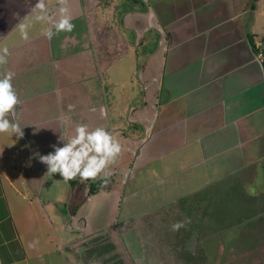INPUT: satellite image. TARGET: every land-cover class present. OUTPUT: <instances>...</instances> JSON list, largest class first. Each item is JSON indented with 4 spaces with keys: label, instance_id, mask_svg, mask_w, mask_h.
<instances>
[{
    "label": "crops",
    "instance_id": "crops-1",
    "mask_svg": "<svg viewBox=\"0 0 264 264\" xmlns=\"http://www.w3.org/2000/svg\"><path fill=\"white\" fill-rule=\"evenodd\" d=\"M143 1L133 16L127 11L130 0H67L74 28L48 39L44 30L55 32L52 23L60 18L57 0H46L50 19L43 22L34 21L36 0H0V48L8 49L0 78L15 74L12 84L21 103L9 119L24 133L20 138L0 134V193L6 211L4 180L11 201L24 202L26 208L43 202L37 180L49 184L53 199L65 190L69 199V188L60 186L65 182L58 174L44 175L46 166L34 154H47L52 144L63 146L57 136L63 131L71 137L79 124L90 130L104 127L118 138L122 151L114 162L120 167L112 172L122 177H115L113 185L126 182L137 167L153 174L157 160L162 169H180L190 159L187 166L208 165L213 158L221 164L227 154L231 162L239 160L232 168L264 163L263 57L249 41L253 37L254 45L264 49V36L258 38L254 27L233 25L248 13L243 0ZM135 16L140 23L133 33ZM28 21L32 26L25 41L17 26ZM115 103L122 106L116 120ZM80 114L89 121H77ZM24 150L29 169L24 168L26 179L18 180L13 173Z\"/></svg>",
    "mask_w": 264,
    "mask_h": 264
},
{
    "label": "rangeland",
    "instance_id": "rangeland-1",
    "mask_svg": "<svg viewBox=\"0 0 264 264\" xmlns=\"http://www.w3.org/2000/svg\"><path fill=\"white\" fill-rule=\"evenodd\" d=\"M115 1L118 4L120 0ZM242 2L248 13L233 25L238 24L239 30L242 25L254 27L258 38L264 36V0ZM143 60L144 57L138 67ZM156 72L154 66V77ZM120 105L115 103V120L121 118ZM149 114L155 116L153 111ZM77 121L86 123L89 119L80 114ZM172 131L170 129L169 134ZM156 151L157 147L154 153ZM27 154L25 150L18 154L17 170H13L18 180L26 179L24 168L28 171L29 161L24 156ZM224 158L227 159L221 164L213 158L208 165L198 162L187 166L193 161L190 159L180 169H162L157 160L152 167L153 174L147 167H137L131 170L125 183L102 188L99 194L85 201L80 210V214L96 219L92 224L97 231H86L91 236L96 232L91 239L93 243H85L79 250H88L90 246L87 257L93 253L99 255L94 258L98 264H114L112 261H116L115 264L118 261L121 264H171L160 263L153 254L155 251L156 255L162 251L164 259L173 264H264V163H245L232 168L239 160L231 162V154ZM119 167L114 162L113 169ZM30 170L34 172L32 166ZM121 174H114V178L122 177ZM48 186L37 180V192H42L43 202L31 203L26 208L24 202L17 205L11 201L4 180L10 211H6L0 193V264H75L68 248L75 249L72 240L78 237L73 231V218L78 212L69 223H64L62 215L67 220V202L71 209L78 205L79 198L75 203L69 201L64 194L69 185L65 183L60 185L65 192L59 199H53ZM169 201L171 204H167ZM42 214L48 218L44 219ZM51 220L56 223L50 224ZM186 220L190 222L184 227L172 230L174 223ZM78 257V263L82 264Z\"/></svg>",
    "mask_w": 264,
    "mask_h": 264
},
{
    "label": "clouds",
    "instance_id": "clouds-1",
    "mask_svg": "<svg viewBox=\"0 0 264 264\" xmlns=\"http://www.w3.org/2000/svg\"><path fill=\"white\" fill-rule=\"evenodd\" d=\"M61 5L59 8L60 18L53 21L52 28L44 30V35L51 39L53 35L60 32H70L74 25L71 23V17L68 15L66 5L67 0H57ZM46 0H36L32 8L34 21L43 22L50 18L46 15ZM32 22H21L18 24V30L21 39L27 41L29 39V29ZM8 49L0 48V65L7 63ZM14 73L7 72L0 78V134H19V138L24 135L22 127L19 123L9 119L21 103L14 87L12 80ZM71 108V106H69ZM106 115V113H104ZM61 128H63L64 118L60 120ZM58 143L63 146L52 144V151L47 154H34L38 162L46 166L44 175L53 177L58 174L63 182L67 183L74 179L81 181H95L101 173L105 172L110 165L114 163L118 155L122 151V147L118 141L113 138V134L104 127H95L90 130L86 124H79L74 128V134L71 137H65L63 131L57 136ZM184 222H176L172 225L173 231H178L185 226Z\"/></svg>",
    "mask_w": 264,
    "mask_h": 264
},
{
    "label": "flooded vegetation",
    "instance_id": "flooded-vegetation-1",
    "mask_svg": "<svg viewBox=\"0 0 264 264\" xmlns=\"http://www.w3.org/2000/svg\"><path fill=\"white\" fill-rule=\"evenodd\" d=\"M143 0H130V3L128 4V8H127V11H130L131 13H133V16L135 15V13H140L141 12V9L143 8ZM133 3V4H132ZM133 5H135V6H133ZM133 19H132V23H133V29H131V31L134 33L135 32V30H134V28H135V26L137 25V24H139L140 23V19H139V17H137V16H135V17H132ZM144 37H147V36H144ZM145 40H146V38H145ZM139 42V41H138ZM158 42H160L159 41V39H156L155 41H154V46H155V44L156 45H158L159 43ZM135 43V42H134ZM151 46L152 47H154L153 46V44H151ZM142 64V63H141ZM139 79V78H138ZM119 95V94H118ZM119 97V96H118ZM133 126H136V124H132ZM139 137V136H138ZM139 147H140V145L138 144V148H137V150H139ZM114 165V164H113ZM113 165L112 166H109L108 167V169L105 171V172H103V173H101L100 174V176L95 180V181H93V180H88V181H81V180H79V179H74V180H71V181H75V180H77V185H75L74 187H72L71 186V189H69V191H70V193L69 194H71V196H70V199H69V201L71 200V201H73V203H75L74 201H76V200H78V198H79V203H78V206H77V208L74 210V207H72L71 209H73L72 211L70 210V208L68 207V211L70 212V214L72 215V216H74V214L76 213V212H78L77 213V222L75 221L74 222V224H73V226L75 225V227H73L74 228V231H76V233H77V242H75V249H72V247L71 248H68L75 256H76V258H77V261H79V263H80V260H79V257H78V255L80 256V258L82 259V264H86V263H90V264H98L97 263V261H95L94 260V258H96V257H98L99 255H97V254H95V253H93L92 255H90L89 257H87V253L89 252V248H90V246L88 247V250L87 249H82V251H80L79 249L80 248H84L85 247V243L87 244V245H89V244H91V243H93V241H91V239H92V237H95L94 235L96 234V232H94L93 233V235L91 236V235H87V233H86V231L87 230H91V229H95L94 228V225L92 224L93 222H96V219L94 220V218H91V216L89 217V215L88 216H86L85 215V213H82V214H80L79 212H80V210L82 209V207H83V205H84V202L85 201H87L88 199H90L91 198V196H94V195H96L97 193H99V191L96 193V194H94V195H90V194H88V189H89V184H90V182L92 183V182H96L97 180H99L100 178H104V177H107L108 178V182H107V184H106V186L105 187H107V186H111V185H113V183L115 182V178H114V180L113 181H111V176H113L114 177V172H112L114 169H113ZM70 182V181H69ZM123 183H125V182H123ZM70 185H71V183H70ZM77 187V188H76ZM77 189H78V193L76 192L77 191ZM78 194H79V197H78ZM85 197V198H84ZM69 204V203H68ZM69 206H70V204H69ZM72 206V205H71ZM74 206V205H73ZM129 210V209H128ZM74 212V214H72ZM72 219V218H71ZM93 219V220H92ZM69 219H67V221H68ZM72 220H70V222H71ZM69 223V222H68ZM75 229H79L78 231L77 230H75ZM71 230H73L72 228H71ZM96 230V229H95ZM97 231V230H96ZM83 237V238H82ZM89 243V244H88ZM79 244H81V246L79 245ZM114 247H115V245H113ZM77 252V253H76ZM68 254H70V253H68ZM153 254L155 255V257L157 256V259H158V261L161 263V262H163V261H166L167 263H171V264H173L171 261H169V260H165L164 258H165V255H163L162 254V251H161V253L160 254H157L156 255V251L155 252H153ZM91 257V258H90ZM128 257L129 258H131V255L130 254H128ZM89 258V259H88ZM132 259H133V257H132ZM91 260H93V262L91 261ZM112 262H115L116 263V261H112ZM78 263V264H79ZM100 263V262H99ZM114 263V264H115ZM101 264V263H100ZM102 264H104V262L102 263ZM164 264V263H163ZM166 264V263H165Z\"/></svg>",
    "mask_w": 264,
    "mask_h": 264
},
{
    "label": "trees",
    "instance_id": "trees-1",
    "mask_svg": "<svg viewBox=\"0 0 264 264\" xmlns=\"http://www.w3.org/2000/svg\"><path fill=\"white\" fill-rule=\"evenodd\" d=\"M249 41H250V44H251V47L253 48L254 52H260L262 54V66H263V69H264V49H259L257 48L255 45H254V42H253V37H250L249 38ZM111 180L114 178L113 176L110 177ZM108 178L107 177H102L100 178L99 180H97L96 182H90L89 184V189H88V194L90 195H94L96 194L99 190H101L102 188H104L108 182ZM71 183V186L74 187L75 185H77V180L75 181H70ZM78 186V185H77ZM77 188V187H76ZM78 193V189L76 191ZM78 205H74L72 207H74V210L77 208ZM71 210V209H70ZM73 210V209H72ZM71 210V211H72ZM74 214V212L72 213ZM118 264H121L120 261H118Z\"/></svg>",
    "mask_w": 264,
    "mask_h": 264
},
{
    "label": "water",
    "instance_id": "water-1",
    "mask_svg": "<svg viewBox=\"0 0 264 264\" xmlns=\"http://www.w3.org/2000/svg\"><path fill=\"white\" fill-rule=\"evenodd\" d=\"M158 34H160V32L159 31H157V35ZM156 49H157V46H156ZM138 123H139V121H137ZM68 183V185H69V189H71V185H70V182H67ZM69 196H71V194L69 195ZM69 199H70V197H69ZM67 214H68V222H70V220H71V218H72V215L70 214V212L68 211V202H67ZM75 230H77V229H75ZM79 230V229H78ZM77 230V231H78ZM77 240V239H76ZM64 247V246H63ZM71 255H72V257H73V259H74V262H75V264H78V261H77V258H76V256L72 253V252H69Z\"/></svg>",
    "mask_w": 264,
    "mask_h": 264
}]
</instances>
